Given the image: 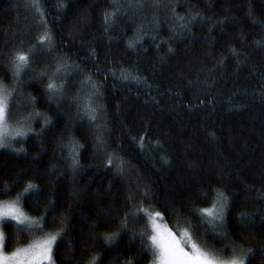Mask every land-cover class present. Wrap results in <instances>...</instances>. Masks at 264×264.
Masks as SVG:
<instances>
[{
	"label": "trees",
	"instance_id": "obj_1",
	"mask_svg": "<svg viewBox=\"0 0 264 264\" xmlns=\"http://www.w3.org/2000/svg\"><path fill=\"white\" fill-rule=\"evenodd\" d=\"M139 2L146 7L135 13L129 8L106 33L103 13L113 11L112 0H41L57 51L79 64L83 75L91 74L94 82L103 84L99 102L106 110L103 119L110 133L107 149L97 151L94 126L87 119H78L76 105L69 103L78 92L88 94L87 88L80 91L82 77L75 75L65 96L50 102L45 94L47 79L37 83L33 76L51 64V58L37 55L16 88L23 95H18L10 121L36 111L43 115L27 124L32 129L27 137L16 138L9 148L0 149V185H12L10 194L0 199L16 197L32 182L38 195L22 202L25 211L38 217L49 200H54L57 215L66 213L70 218L66 241H85L90 226L96 225L99 239L88 240L86 245L74 243L71 250L67 242L62 244L56 264H66L69 257L86 262L95 253L104 264H122L141 252L139 234L144 231V219L129 215L127 231L111 247L103 235L120 232L125 213L143 203L161 211L168 208L169 213H184L187 218L192 208L210 206L215 190L221 189L231 200L223 227L228 240L205 236L202 229L197 238L217 249L235 240L253 250L245 264H264V46L255 43L264 39V0ZM30 3L0 0V54L21 41L26 51L43 34L44 29L37 27L40 17ZM59 3L67 7L60 9ZM118 3L128 7L126 0ZM152 3L161 7L147 6ZM197 15V21L180 35L172 31L177 17ZM140 28L142 33H138ZM137 34L143 35L142 43L129 49L128 41ZM169 47L174 51L169 53ZM230 48L240 55L232 56ZM93 49L95 56L91 55ZM221 60L223 64L218 63ZM121 68L145 82L123 81ZM108 69L116 76L108 74ZM6 73L0 63V80L13 87ZM29 96L36 97L35 107L25 103ZM45 118L52 119L53 127L36 135ZM70 137L83 146L78 149L80 170L75 173L66 163L68 151L60 148L62 139L67 143ZM108 154L116 156L115 166L108 165ZM121 159L127 164L123 175L118 172ZM145 191L148 200L143 199ZM204 192L211 194L207 203L202 199ZM41 197L35 210L33 201ZM102 212L111 213L116 223L106 224ZM241 213L250 214L251 219L241 220ZM191 219L198 222L196 217ZM58 226L49 224L46 231ZM134 233L137 239L133 241ZM16 246L13 241L7 251ZM224 255L230 256L231 249ZM152 259L149 253L142 264H150Z\"/></svg>",
	"mask_w": 264,
	"mask_h": 264
},
{
	"label": "snow or ice",
	"instance_id": "obj_2",
	"mask_svg": "<svg viewBox=\"0 0 264 264\" xmlns=\"http://www.w3.org/2000/svg\"><path fill=\"white\" fill-rule=\"evenodd\" d=\"M128 7L118 3V0H112L113 11H105L103 13L104 31L107 33L117 23V16L127 15L128 9H133V12L143 10L146 7L145 3H133V0H126ZM41 0H31L30 6L35 9L40 19L37 21V27H42L44 32L36 38V43L29 46L25 51L23 41L20 45L10 49L8 52L0 54V63L7 69L6 75L10 74L13 81V87L5 84L0 80V149L10 147L11 140L16 138L27 137L32 129L27 127L30 121L36 120L37 117H42L39 111L30 113L28 117L16 121L15 125L9 123L12 119L13 105L15 104L18 95L22 97V93H17L16 88L22 82V74L29 70L33 63V58L37 55H46L51 58V64L34 74L33 79L37 83H43L47 79L45 94L50 102L56 101L57 98L65 96L69 87V81L75 76L80 75L81 90H88L87 95H80L79 92L75 97L69 100L70 104H75L77 109L78 119H87L89 124L94 126L95 145L98 152H106L107 140L106 137L110 134L107 128V121L103 119L105 109L100 104V98L103 93L101 91L103 84L94 82L92 75H83V69L79 64L72 61L70 57L62 52L57 51L55 39L51 29L48 27V22L44 19V11L40 6ZM153 8H159V3H152ZM58 8H66L67 5L59 3ZM252 17L251 9H249V19ZM197 16L192 17H177L178 23L172 29L176 35H180L187 30L189 23H195ZM226 17L225 20H229ZM235 22V21H233ZM212 27H215L213 25ZM211 31V28H210ZM143 28L138 29V33H142ZM112 39L111 36L108 37ZM155 39V37H153ZM143 41V35L137 34L134 39H130L127 43L129 49L136 48ZM257 46H264V39L255 42ZM159 48V45H157ZM174 50L169 47L168 52ZM232 56H238L240 53L235 48L229 49ZM91 55L95 56V50H92ZM223 64L224 61L218 62ZM97 73L101 70L97 65ZM108 74L116 76L113 69H108ZM120 78L123 81H134L137 84L145 82V78L139 75H133L131 71L121 68ZM107 79V76H105ZM158 103V101H156ZM26 104L35 107L36 97L29 96L25 101ZM203 104V101L200 102ZM17 110H21V106L17 105ZM54 122L51 118H45L41 128L40 135L46 130L53 127ZM214 138V134H212ZM141 148L143 149V141L145 137H140ZM82 145L77 144L71 137L67 143L60 144L61 151H68L66 163L73 173L80 170L78 160V149ZM19 153L23 149H13ZM116 156L108 154V165L115 166ZM164 163L168 161L162 157ZM127 164L121 159L118 165V172L123 175L126 171ZM16 181H13V185ZM12 190V185H0V196L9 195ZM38 195L37 186L28 182L23 191L16 197L0 200V264H56L55 256L59 252L62 244L68 243L71 250L72 244L81 243L87 244L88 240L99 239L100 236L95 232L96 225L90 226V232L85 241H66L69 231L70 218L66 213L57 215L56 202L49 200L43 213L38 217H33L25 211L24 204ZM209 192L202 193V199L205 203L210 197ZM143 199L148 200L149 193H142ZM42 197L33 201V207L38 210L42 203ZM129 200L133 197H129ZM136 210L132 213H125L120 221V232L104 234L103 240L109 247L113 246L120 238L121 234L128 229L129 215L134 220L146 219L147 224L144 231L140 232L139 239L142 245L139 255L128 258L122 264H142L143 258L149 253L153 259L151 264H245V257L251 253L252 249H244L242 245L237 244L235 240L226 243L223 248L217 249L214 245L210 246L206 240H199L197 233L201 229L205 236H212L217 240H228V233L223 230L226 223V218L230 214L231 200L225 195L221 189H216L211 204L208 207H195L191 209L189 217H185L184 213H169L168 208L163 211L158 210L153 205L145 207L143 203L135 206ZM101 215L105 218L106 224L116 223L115 218L111 213L102 212ZM175 216V221L166 217ZM191 217L198 218V222H194ZM241 220H250L251 215L247 213L240 214ZM183 221L184 226L181 227ZM59 225L53 227L52 230L46 231L47 225ZM171 225V226H170ZM11 229V231H6ZM27 239V243L23 241ZM134 241L137 239L134 233L131 237ZM13 241L17 242V246L11 251H7L9 244ZM231 249V255L225 256L224 253ZM66 264H104L103 258L99 253L91 254L88 260H74L69 257Z\"/></svg>",
	"mask_w": 264,
	"mask_h": 264
},
{
	"label": "rangeland",
	"instance_id": "obj_3",
	"mask_svg": "<svg viewBox=\"0 0 264 264\" xmlns=\"http://www.w3.org/2000/svg\"><path fill=\"white\" fill-rule=\"evenodd\" d=\"M15 110H16V109H15ZM9 123L15 125L16 121H15V122L9 121ZM13 140H14V139H13ZM13 140H11L10 146H11ZM10 199H11V198H10ZM0 200H7V199H0ZM146 224H147V221H146V219H144V226H143V228H142L143 230H145V228H146ZM150 264H151V263H150Z\"/></svg>",
	"mask_w": 264,
	"mask_h": 264
}]
</instances>
